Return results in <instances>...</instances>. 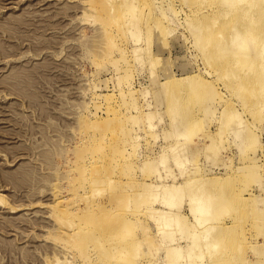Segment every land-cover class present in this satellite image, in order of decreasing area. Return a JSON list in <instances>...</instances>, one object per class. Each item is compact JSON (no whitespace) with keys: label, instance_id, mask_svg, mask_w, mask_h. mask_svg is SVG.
I'll list each match as a JSON object with an SVG mask.
<instances>
[{"label":"rangeland","instance_id":"rangeland-1","mask_svg":"<svg viewBox=\"0 0 264 264\" xmlns=\"http://www.w3.org/2000/svg\"><path fill=\"white\" fill-rule=\"evenodd\" d=\"M96 1L0 0V264L264 263V0Z\"/></svg>","mask_w":264,"mask_h":264},{"label":"bare ground","instance_id":"bare-ground-1","mask_svg":"<svg viewBox=\"0 0 264 264\" xmlns=\"http://www.w3.org/2000/svg\"><path fill=\"white\" fill-rule=\"evenodd\" d=\"M96 1V0H95ZM131 1V0H130ZM141 1V0H140ZM232 1V3L234 2H236V3H238V2H241L242 4L243 3H245V4H243V5H247L248 6V4H250L249 2L246 4V2H244V1H253V0H231ZM258 1V0H257ZM97 2V1H96ZM122 2H125V0H122ZM137 2V1H136ZM224 2V4L226 5V3H229V4H232V3H230V1H227V2H225V1H223L222 0V3ZM259 2V1H258ZM93 3V2H92ZM99 3V2H98ZM152 3V2H151ZM154 3V2H153ZM234 4V5H236L237 6V8L239 7V9L242 7L243 8V6H238L239 5V3H238V5L237 4ZM240 3V4H241ZM253 3V2H252ZM251 3V4H252ZM255 3H256V6H253V5H255ZM255 3H253V7H257L258 6V3L257 2H255ZM260 3V2H259ZM103 6H106L107 4H105L104 2H103ZM122 4H125V3H122ZM250 4V5H251ZM261 4V3H260ZM100 5H102V4H100ZM199 5V4H198ZM198 5H196V6H198ZM120 6V5H119ZM126 6V5H125ZM124 6V7H125ZM227 6V8H228V6L229 5H226ZM244 6V7H245ZM130 7V6H129ZM230 8L228 9L229 11H231L230 9H232L233 8V6L231 5V6H229ZM249 8V10H250V8H251V6H248ZM253 7L251 8V9H253ZM259 7V6H258ZM94 8V7H93ZM100 8H101V6H100ZM120 8V7H119ZM141 8V7H140ZM143 8H144V6H143ZM142 8V9H143ZM242 8H241V10H242ZM97 9V8H96ZM95 9V10H96ZM247 9V10H248ZM257 9V8H256ZM216 10V9H215ZM236 10V9H235ZM245 11V12H250V11ZM90 11V10H89ZM103 11H105V7H103ZM107 11V10H106ZM105 11V12H106ZM129 11L130 10H128V13H129ZM228 11V12H229ZM233 11V10H232ZM254 11H256L255 9H254ZM104 12V13H105ZM234 12V11H233ZM240 12V11H239ZM244 12V13H245ZM102 13V12H101ZM126 13V12H125ZM127 13V14H128ZM230 13V12H229ZM228 13V14H229ZM237 13V12H236ZM92 14H93V12H92ZM112 14V13H111ZM123 14V13H122ZM214 14V13H213ZM228 14H226V16L228 15ZM246 14V13H245ZM100 15V14H99ZM143 15V14H142ZM142 15H141V17H142ZM101 16V15H100ZM147 16V15H146ZM145 16V17H146ZM246 17H247V14H246ZM250 17V18H249ZM261 17V16H260ZM123 18V17H122ZM135 18V17H134ZM138 18V23H139V20H140V18L139 17H137ZM147 18H148V16H147ZM248 18H249V20L251 19V15L250 16H248ZM146 19V18H145ZM144 19V20H145ZM123 20H125V18L123 19ZM134 20V19H133ZM248 20V21H249ZM130 21V20H129ZM128 21V22H129ZM134 22V21H133ZM136 22V21H135ZM141 22V21H140ZM146 22H147V19H146ZM251 22V21H250ZM249 22V23H250ZM127 23V22H126ZM214 23V22H213ZM233 23V22H232ZM252 23V22H251ZM124 24V23H123ZM215 24V23H214ZM214 24H213V26H214ZM235 24H236V21H235ZM116 25V24H115ZM208 26V25H207ZM250 26V25H249ZM249 26H248V28L247 29H249ZM252 26H254V24H252ZM119 27H121L120 25H119ZM138 27V26H137ZM206 27V26H205ZM204 27V28H205ZM210 27V26H209ZM208 27V28H209ZM255 27V26H254ZM253 27V28H254ZM154 28V27H153ZM208 28H206L207 30H209ZM210 28H212V27H210ZM232 29H234L233 30V32L231 31V33H230V35H229V37L232 35L233 36V40H232V38L230 39L231 40V44H230V47L228 46L227 48H225L226 46H224V48H221V50H219L220 49V47H223L222 45L220 46V47H218L217 45H215V46H217L218 47V50L220 51V53H226L227 51H228V49H231L233 52H231V51H228L229 53H233L234 55L236 54H238L239 53V56L237 55L236 57H238L239 59H238V61L240 62V63H244V62H246L247 60V58H248V55L250 54V50L253 48V46L255 45V41H256V36L254 37L253 36V34H252V29H249V30H247L246 32H245V34L243 33V34H239L236 30H235V25L233 26V27H231ZM121 29V28H120ZM156 29V28H155ZM135 30H137V29H135ZM158 30V29H157ZM200 30V29H199ZM155 31V30H154ZM195 33H197V32H195ZM137 34V33H136ZM198 34V33H197ZM196 34V35H197ZM221 35V34H220ZM216 36V35H215ZM197 37H198V35H197ZM221 36H219V38H220ZM224 37V36H223ZM200 38V36L198 37V39ZM210 38H212V37H210L209 36V39ZM217 38V37H216ZM225 39V38H224ZM207 41H209L208 39H206ZM220 39H218V41H219ZM229 40V39H228ZM210 42V41H209ZM209 42H207L206 44V46H208V44H209ZM223 42V39H222V41H221V43ZM218 43V42H217ZM218 44H220V41H219V43ZM228 44V45H229ZM206 46H205V48H206ZM214 46V47H215ZM264 47V46H263ZM262 47V50H260V53H262V56H263V58H264V48ZM204 48V47H203ZM202 48V49H203ZM204 48V49H205ZM218 51V52H219ZM220 53L218 54V55H220ZM221 55H223V54H221ZM259 56H260V58H261V54H258ZM232 58V57H231ZM262 59V58H261ZM234 60V59H233ZM263 61H264V59H263ZM238 63V62H237ZM239 64V63H238ZM263 64V63H262ZM241 65V64H240ZM239 65V66H240ZM264 65V64H263ZM263 65H262V67H263ZM237 66V65H236ZM233 67H235V66H233ZM262 69V68H261ZM264 69V68H263ZM262 72V71H261ZM263 75V74H262ZM245 79V78H244ZM261 80L260 81H264V78H260ZM263 83V82H262ZM261 83V84H262ZM264 85V84H263ZM263 87V86H262ZM263 90H264V88H263ZM153 113V112H152ZM150 126V125H149ZM150 129H152V128H150ZM184 138H185V136H187V133H183V135H182ZM115 143V142H114ZM112 144V143H111ZM176 145V150H178V148H179V152L181 151V153H179V156H178V158L180 157V165H185L186 164V161H187V159H186V155L183 153L184 152V144H183V146H182V143L181 142H179L178 144H175ZM174 145V146H175ZM114 146V145H113ZM178 146V147H177ZM116 147V146H115ZM181 149V150H180ZM177 151V152H178ZM174 153H176V151L174 152ZM174 153H173V155H174ZM186 153V152H185ZM163 155H164V153H163ZM177 155L178 154H176V157H177ZM178 158H176V161H177V159ZM161 159V158H160ZM160 162H161V160H160ZM159 164H161V163H159ZM257 168V166H254L253 167V169H250V170H252V171H249V172H246V174H249V173H252L253 172V170L254 169H256ZM253 173H255V172H253ZM172 185V184H171ZM203 185V184H202ZM201 185V186H202ZM178 186H179V184H178ZM186 186V185H185ZM171 188H173V186L172 187H170V189ZM202 190V189H201ZM200 191V190H199ZM169 192V191H168ZM183 192V191H182ZM190 193H191V191H190ZM56 194V193H55ZM169 195H171V196H173V194H174V192H170V193H168ZM194 195H193V201H192V196L190 197V199H191V201H192V204H195V205H193V206H191V210H192V212H194L195 213V221H196V224H199V225H203L205 222H207L209 219H210V217H211V215L213 214H210L212 211H213V209L214 208H216L217 207V205L219 204H217V202H215L214 203V205H211L210 207H209V201H210V199H211V194H208V193H206V191H204V190H202L201 192H198V190L197 191H194V193H193ZM57 195H58V193H57ZM56 195V196H57ZM161 195V194H160ZM192 195V194H191ZM51 197H53L54 199H55V197H54V195H50ZM220 198H222L221 196H219ZM213 200H214V198H212ZM223 199H225V198H223ZM161 200V199H160ZM210 201V204H211V202H214V201ZM226 200V199H225ZM56 201V200H55ZM164 201H166V200H164ZM177 201V199H175V202ZM216 201H218V199L216 200ZM219 201H221V200H219ZM218 201V202H219ZM174 202V203H175ZM221 202H223L224 203V200H222ZM226 202V201H225ZM58 203H59V201H58ZM176 203H178V201L176 202ZM223 203L221 204V205H223ZM168 204V203H167ZM213 204V203H212ZM217 204V205H216ZM66 205H68V203L66 204ZM65 205V206H66ZM95 205V204H94ZM172 205H174L173 203H172ZM172 205H168L167 207L168 208H172L173 206ZM176 205V204H175ZM174 205V208H176V206ZM220 204H219V206H221ZM225 205V204H224ZM92 206V205H91ZM91 206H90V208H91ZM96 206H98V205H96ZM172 206V207H171ZM177 206H178V204H177ZM212 206H214V208L212 207ZM216 206V207H215ZM218 206V207H219ZM228 206V205H227ZM47 207V206H46ZM64 207V206H63ZM71 206H67V208H70ZM180 207V206H179ZM178 207V208H179ZM213 209H212V208ZM52 208V207H51ZM89 208V209H90ZM177 208V209H178ZM181 208V207H180ZM210 208V209H209ZM227 208V207H226ZM49 209V208H48ZM47 209V210H48ZM64 209V208H63ZM92 209H95V206H94V208H91V213H92ZM220 209H221V207H220ZM219 209V210H220ZM65 210V209H64ZM95 210H97V209H95ZM190 210V209H189ZM191 210L189 211V212H191ZM210 210H211V212H210ZM69 211V210H68ZM90 211V210H89ZM215 211V210H214ZM213 211V212H214ZM216 211H218V210H216ZM65 212H67V210L65 211ZM191 212V213H192ZM31 213V212H30ZM64 213V212H63ZM83 213V212H82ZM85 214H86V212H84ZM89 213V212H88ZM163 213V212H162ZM167 213V212H166ZM173 214H175V213H173ZM166 214H164V216H165ZM178 215V214H177ZM168 218H170L171 216H172V213H171V215H169V212H168ZM194 216V215H193ZM72 217V216H71ZM217 217H219L218 215H217ZM69 218V217H68ZM165 218V217H164ZM167 218V217H166ZM167 218V219H168ZM180 218V217H179ZM128 219V218H127ZM218 219V218H217ZM217 219L215 220V222H217ZM220 219V218H219ZM70 220H72L71 218H70ZM82 220V219H81ZM84 220H86V219H84L83 218V220L82 221H84ZM169 220V219H168ZM171 220V222H170V224H172V219H170ZM169 220V221H170ZM183 220V219H182ZM80 221V220H79ZM98 221H100L99 219H98ZM97 221V222H98ZM168 221V222H169ZM177 221H178V218H177ZM219 221V220H218ZM238 221V220H237ZM68 222H70V221H68ZM78 222V221H77ZM81 222V221H80ZM86 222V223H85ZM84 222V224L83 225H86L87 223H89V221L87 222V221H85ZM174 222V221H173ZM240 222V221H239ZM71 223H73L72 221L70 222V225H71ZM177 223H179V222H177ZM69 224V223H68ZM76 224V226L78 225L79 226V224H77V223H75ZM170 224H166V225H170ZM89 225V224H88ZM172 226V225H171ZM173 226H174V224H173ZM87 227V226H86ZM86 227L84 228V227H82V229L84 228V230L86 229ZM162 227H164V225L163 226H160V224L159 223H157L156 224V226H155V229L158 231V232H160V231H164L165 229H163ZM192 227L194 228V226H193V224H192ZM220 227V226H219ZM241 227V226H240ZM68 228L69 227H67V229L66 228H64V229H66V230H68ZM81 228V227H80ZM169 228V227H168ZM70 229V228H69ZM74 229V223H73V227H72V230ZM214 229H216V226H215V228L214 227H212V226H207V227H204V229H202V231H201V235L203 236V238L202 239H206V240H208V238H209V236H211L212 234H210L209 235V233H212L211 231H213ZM222 229V228H221ZM221 229H220V232H221ZM76 230H78V229H76ZM87 230V229H86ZM89 230V229H88ZM69 231V230H68ZM124 231V230H123ZM244 231V230H243ZM65 232V231H64ZM67 232V231H66ZM74 232V231H73ZM79 232V231H78ZM214 232H215V230H214ZM71 233V232H70ZM157 233V232H156ZM193 233V232H192ZM219 233V232H218ZM69 234V233H68ZM102 234V233H101ZM100 234V235H101ZM124 234V233H123ZM71 235V234H70ZM87 235V234H86ZM194 235V234H193ZM209 235V236H208ZM213 235H214V233H213ZM241 236H243V234H241ZM97 237H99V236H97ZM122 237H124V235H122ZM197 237V236H196ZM214 237V236H213ZM218 237V236H217ZM216 237V238H217ZM90 238V237H89ZM125 238V237H124ZM192 241L193 240H197L196 238H194L193 237V239H192V237L190 238ZM219 239V238H218ZM222 239V238H221ZM244 239V238H243ZM175 240H177V239H175ZM217 240V239H216ZM207 244H205V245H207V248H209V246L211 247L213 244H215L216 243V241H213V238H212V242H215V243H210L209 244V242H207V241H205ZM217 242H219V240L217 241ZM85 243V242H84ZM138 243V242H137ZM130 245H132V246H134V245H136V244H134V243H130ZM217 245V244H216ZM173 246V245H172ZM238 246V245H237ZM82 247V246H81ZM84 247V246H83ZM213 247V248H212ZM210 249H212V251L214 250V248H216L217 249V247L215 246H212ZM171 248V247H170ZM215 249V252L217 253V250ZM77 250V249H76ZM133 250V249H132ZM174 250V249H173ZM188 251H189V249H187ZM197 250V249H196ZM191 251V250H190ZM133 252V251H132ZM237 252H238V249H237ZM261 252V251H260ZM126 253V252H125ZM180 253V252H179ZM238 253H240V252H238ZM127 254V253H126ZM133 254H134V252H133ZM218 254V253H217ZM261 255L263 254V252L262 253H260ZM167 255H169V254H167ZM216 255V254H215ZM122 256V255H121ZM125 256V255H124ZM134 256V255H133ZM172 256H173V254H170L168 257H169V259L171 260V258H172ZM244 257V256H243ZM132 259H133V257H132ZM234 259V258H233ZM244 261V260H243ZM260 261V260H259ZM258 262V261H257ZM149 264H154V263H149ZM168 264H171V263H168ZM258 264H264L263 262H261V263H258Z\"/></svg>","mask_w":264,"mask_h":264}]
</instances>
